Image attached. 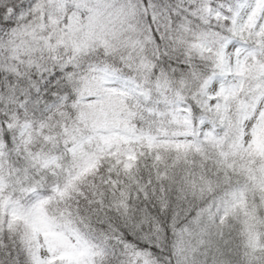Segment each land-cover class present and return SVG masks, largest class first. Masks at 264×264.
Listing matches in <instances>:
<instances>
[{
    "label": "snow or ice",
    "instance_id": "snow-or-ice-1",
    "mask_svg": "<svg viewBox=\"0 0 264 264\" xmlns=\"http://www.w3.org/2000/svg\"><path fill=\"white\" fill-rule=\"evenodd\" d=\"M0 264H264V0H0Z\"/></svg>",
    "mask_w": 264,
    "mask_h": 264
}]
</instances>
